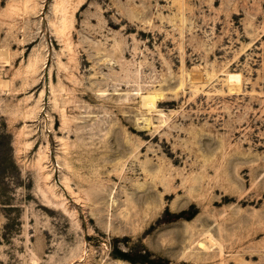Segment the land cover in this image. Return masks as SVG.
I'll list each match as a JSON object with an SVG mask.
<instances>
[{"label": "rangeland", "instance_id": "obj_1", "mask_svg": "<svg viewBox=\"0 0 264 264\" xmlns=\"http://www.w3.org/2000/svg\"><path fill=\"white\" fill-rule=\"evenodd\" d=\"M0 264H264V0H0Z\"/></svg>", "mask_w": 264, "mask_h": 264}, {"label": "bare ground", "instance_id": "obj_2", "mask_svg": "<svg viewBox=\"0 0 264 264\" xmlns=\"http://www.w3.org/2000/svg\"><path fill=\"white\" fill-rule=\"evenodd\" d=\"M195 74H196V73H195ZM198 79H199V80L203 79V78L201 77V74H198L197 76L195 75L193 80H198ZM192 83H193V81H192ZM159 122H165V120L160 116V118H159ZM209 238H210V237H209ZM209 238H208V239H209ZM206 239H207V238H206ZM206 239H205V240H206ZM210 239H212V238H210ZM208 242H209V241H208ZM212 242H213V241H212ZM212 244H213V243H212Z\"/></svg>", "mask_w": 264, "mask_h": 264}]
</instances>
